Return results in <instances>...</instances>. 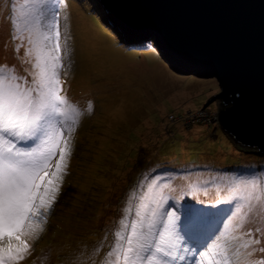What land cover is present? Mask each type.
<instances>
[{"label":"rangeland","instance_id":"374dc122","mask_svg":"<svg viewBox=\"0 0 264 264\" xmlns=\"http://www.w3.org/2000/svg\"><path fill=\"white\" fill-rule=\"evenodd\" d=\"M95 8L86 0H0V66H8L4 74L26 77L29 83L35 54L29 55L27 51L32 48L30 40L37 37L35 20L41 12L51 20L53 11H59L60 50L52 54L61 57L58 69L63 81L61 94H66L83 113L79 125L73 126L66 175L45 230L32 242L30 253L18 264H109L105 257L114 264H122V257L116 259L113 258L115 254L109 255L111 248L116 246L115 240L110 242L109 230L101 233L106 218L105 208L100 213L103 206L100 204L108 191L110 174L109 171L104 173L101 167L105 161L113 166V155L127 144L125 139L129 137L130 129L140 135H130L133 141L143 136L142 121L145 126L151 125L155 110L170 120V127L165 125V129L170 130L168 133L178 132L183 125L192 138L198 139L195 134L204 137H200L202 141L194 142L212 148L204 151L205 158L197 151L195 157L203 161L194 159L200 162L196 164L193 159L185 158V154L190 153L187 144L182 142L179 151L176 145L180 139H164L168 136L165 129L149 143L145 140L143 147L146 150L160 144L168 150V157L174 153L176 160L164 172L146 174L149 179L135 197L137 211L150 216L156 207V196L162 193V207L171 195L184 197L186 201L196 198L201 202V216L206 219L211 215L221 216L217 226L201 234L203 240L200 242L179 239L182 231L176 226L182 223L183 217L176 218L175 231L168 232V237L175 241L163 248L172 253L170 256L161 254L158 257L160 263L167 260V264H194L195 256L199 264H216L226 253L229 264H264V159L255 157L264 154L241 144L220 128L221 99L206 104L207 99L219 91L216 78L178 70L163 56L159 45L152 51L145 50L152 41L137 44L120 39L108 23L104 28L95 22ZM13 19L18 22L16 29ZM49 20L42 19L41 32L47 31ZM14 32L16 39H13ZM44 43L46 51L52 47L50 42ZM129 45L143 47L130 49ZM8 69H14V72ZM17 82L23 84V81ZM89 101L93 104L91 113L87 111ZM65 135H68L67 131ZM161 140L165 142L160 143ZM227 153H237L242 159L237 164H244V167L221 165L234 159ZM219 161H222L221 167ZM167 164L162 161L157 168H166ZM250 181H255L256 187L242 190L241 196L250 197L245 202L234 189L241 182ZM242 203L245 206L236 213ZM112 212L107 217L114 218L116 211ZM167 213L180 215L175 207ZM97 218L100 221L96 226L92 221ZM229 219L235 230L221 236L222 222L227 223ZM111 224L112 220L107 219L105 226ZM236 225L240 227L236 228ZM194 227H190L191 231ZM145 264L148 263L145 261Z\"/></svg>","mask_w":264,"mask_h":264},{"label":"snow or ice","instance_id":"6c2138e0","mask_svg":"<svg viewBox=\"0 0 264 264\" xmlns=\"http://www.w3.org/2000/svg\"><path fill=\"white\" fill-rule=\"evenodd\" d=\"M59 15V11L54 10L49 20L41 12L35 20L37 37L30 40L32 48L28 50L29 55L35 53V63L29 73L32 76L30 83L26 77L4 74L8 66H0V264H18L25 259L31 251L32 242L45 230L66 175L73 126L79 125L83 115L66 94H61L63 81L58 72L61 57L52 54L60 50ZM42 19L49 20L47 31L43 32ZM17 25L18 22L13 19L14 29ZM16 38L14 32L13 39ZM45 41L52 44L47 51ZM8 71L14 72V69ZM17 81H23V84ZM92 110L93 104L89 101L87 111L91 113ZM241 185L234 189L237 196H241L242 190L249 186L255 188L256 182H241ZM163 199L162 193L156 196V207L151 210L147 233H138L137 222L132 221L127 247L122 253V264H144L153 260L152 243L148 236L157 223ZM241 199L246 202L250 197L241 196ZM243 206L244 203L237 207L236 213ZM166 215L169 221L175 219L174 213ZM222 225L224 231L220 232L221 236L235 230L231 219L227 223L222 222ZM164 226L170 234L175 231V224L166 223ZM116 235L120 240L124 239L121 233ZM155 251L170 255L160 247H156ZM193 262L199 264L195 256ZM216 264H229L227 254Z\"/></svg>","mask_w":264,"mask_h":264},{"label":"water","instance_id":"95a60500","mask_svg":"<svg viewBox=\"0 0 264 264\" xmlns=\"http://www.w3.org/2000/svg\"><path fill=\"white\" fill-rule=\"evenodd\" d=\"M98 2L120 39H153L178 70L214 76L220 128L264 154V0Z\"/></svg>","mask_w":264,"mask_h":264},{"label":"trees","instance_id":"16d2710c","mask_svg":"<svg viewBox=\"0 0 264 264\" xmlns=\"http://www.w3.org/2000/svg\"><path fill=\"white\" fill-rule=\"evenodd\" d=\"M86 1H88V5L90 4L91 7H96L95 9L97 12L95 13L93 12V17H94L95 22L99 26L106 28L107 22H105V20L103 19L104 12L98 0H86ZM150 45L151 46L149 48H145V50H148V51L154 50L157 43L154 40L151 42ZM127 47L130 49H140L143 46L129 45ZM169 110H172V109H169ZM153 112L154 113L151 115L152 117L154 116L153 119L155 120L156 118L157 119L159 118V120L158 121H154L153 119L150 120L153 126L152 124L150 125V123L149 125L145 126L144 121H142L144 137L141 136L138 141L135 138V140L133 141V138H130V135H134L135 137L137 135L133 133L132 130L130 129L128 133L129 137L125 139L127 144L126 145L124 144V148L118 150L117 151L118 153L116 155L115 154L113 155V158H114V160L112 161L113 166L110 167L109 166L110 163L108 161H105L103 162L102 167H101L104 173L108 171L110 172L108 176V180H107L108 191L107 193H105V195H103L101 204H100V205H103L100 208V213L104 212V208H105V218H106V220H104L103 226L101 227V233L103 230L104 231L109 230L108 237L110 238V242L115 240L116 246L114 248H111L112 250L111 255L115 254L113 258H116V259L118 258L120 259V257H122V253L124 249L127 247L126 241L131 231L130 225L132 221L137 222L138 233L148 232L147 224H148V220L150 219L149 214L139 213V216H137L138 211H137V206L135 202L136 201L135 197L139 193V190L142 188L141 185L148 181L149 179L148 176L151 173L155 174L156 172H161V171L164 172V170L172 167L173 166L172 161L176 160V158H174L176 157L174 153L173 155H170L168 157L169 152L168 150L164 149L162 144H161L162 147L160 146V144H158L157 146L152 145L149 148L150 150H146V147H143L145 146L144 145L145 140H147L149 143V140L151 141V139L153 140L161 132L163 133V129L166 128L165 125L168 126L170 122L167 115L159 112L158 110H155ZM199 122H202V121H199ZM183 127L184 126L182 125L181 129L178 132H175V133L173 132V134L168 133L167 131L170 132V130L165 129L166 133H168V136H166L164 139H167L168 137L173 138V140L176 138L180 139L178 144L176 145V148L180 151L181 150L180 148L182 146L181 144H183L182 142H184L185 144H187L186 146H188V149L190 150L189 154H185L186 155L185 158L189 157V159H193V160L198 159L200 161H203L198 156L197 158L195 157V155L197 154V151L201 154L202 157H204L203 156L204 151L209 150L212 147L210 148L204 147L203 145H201V143L194 142L197 140L202 141L204 137L199 136L198 134H195L197 135L198 139H194L192 138L190 133L186 132V129H184L185 127L184 128ZM121 133L124 135L123 130L121 131ZM200 137H203V138H200ZM162 138L163 137H161V139ZM163 142H165V140L160 141V143H163ZM133 145L135 148H133ZM128 155L129 157H131V160L129 157H127ZM227 156L229 157L233 156L234 159L231 161L227 160L226 161L227 164L223 163L222 161H219L217 162L218 165H220V163L222 162L221 165H223L226 168L230 167V166H227L228 164L232 166L236 164L235 167H239L241 169L244 167V164H237L238 162L241 163V160H242L237 153H234L233 155L231 153H227ZM255 157L256 159H260V160L264 159L263 155L255 156ZM162 161L168 163L166 165V168H162V169L157 168V165L161 164ZM194 162H196V164L200 163V162H197L196 160H194ZM213 163H216V162H213ZM178 164H180V162ZM176 170H179V167H177ZM172 173L174 174V172ZM146 174H149V175L146 176ZM170 176L171 175H169L168 177L170 178ZM166 201L167 202L163 205L162 209L158 213L157 223L155 227L152 229L151 235L148 236V239L152 243L151 251L154 253L153 260L146 261L148 264H156V262L159 261L158 257L161 254H164L163 252H156L155 251L156 247H160L163 249L165 247H169V245L175 241L174 239L168 237L169 229L164 226L166 223L172 224V221H173V224H174V221H176V218L179 219L180 217H183L182 223L176 226L178 230L182 231L178 238L179 239L186 238L188 240H193V242L194 240L195 241L197 240L198 242H200L199 240H202L201 238L202 233L209 232L212 226L213 227L217 226L218 223L221 222L220 215L219 216L211 215L209 219H206L205 217L201 216L202 214L199 210L201 202L199 199L195 198L193 200L186 201L184 200V197L171 195L166 198ZM173 207L178 209V213L180 215L175 216L174 220L169 221V218L166 217L167 216L166 213ZM112 210H113L112 213L116 211L114 214V218L112 216L107 217L109 214H111ZM107 219L112 220L111 226H108V227L105 226V223H107ZM99 221L100 219L98 220L97 218V219H94L92 222L94 223V225L97 226L99 224ZM121 221H123V224L121 223ZM192 226H195L194 227L195 229H193V231H191L190 229V227ZM117 232L121 233V235L124 237L123 240H120L117 237L116 235ZM168 252L171 255L172 250ZM105 258L108 259V261L110 262V263L109 262L107 263L114 264V262L110 258L108 257H105Z\"/></svg>","mask_w":264,"mask_h":264},{"label":"bare ground","instance_id":"6f19581e","mask_svg":"<svg viewBox=\"0 0 264 264\" xmlns=\"http://www.w3.org/2000/svg\"><path fill=\"white\" fill-rule=\"evenodd\" d=\"M30 14V13H29ZM32 17V16H31ZM7 33V32H6ZM149 41H154L153 39H150ZM22 43V42H21ZM28 52V51H27ZM35 54V53H34ZM24 69V68H23ZM28 72V71H27ZM121 76V75H120ZM119 76V77H120ZM118 77V76H117ZM91 85V84H90ZM92 87V86H91ZM91 90V89H90ZM207 107V106H206ZM208 109V108H207ZM189 115V114H188ZM190 118V117H189ZM198 122V121H197ZM95 143V142H94ZM96 144V143H95ZM121 157V156H120ZM129 163V162H128ZM135 166V165H134ZM128 167V166H127ZM152 167V166H151ZM181 168V167H180ZM170 174V173H169ZM184 178V176H183ZM234 181V180H233ZM239 182V181H238ZM185 183V182H184ZM192 186V185H191ZM223 188V187H222ZM232 188V187H231ZM229 189V188H228ZM180 191V190H179ZM233 191V190H232ZM246 194V193H245ZM233 195V194H232ZM248 196V195H247ZM185 202V201H184ZM144 205V204H143ZM153 208V207H152ZM243 209V208H242ZM149 211V210H148ZM201 231V230H200ZM169 232V231H168ZM203 240V239H202ZM200 241V240H199ZM167 261V260H166Z\"/></svg>","mask_w":264,"mask_h":264}]
</instances>
